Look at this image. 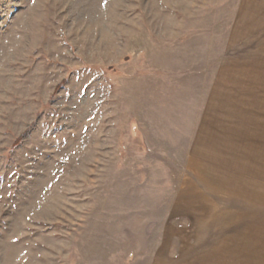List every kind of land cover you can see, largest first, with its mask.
I'll return each mask as SVG.
<instances>
[{"label":"rangeland","instance_id":"rangeland-1","mask_svg":"<svg viewBox=\"0 0 264 264\" xmlns=\"http://www.w3.org/2000/svg\"><path fill=\"white\" fill-rule=\"evenodd\" d=\"M248 2L0 0V264H264Z\"/></svg>","mask_w":264,"mask_h":264},{"label":"crops","instance_id":"crops-1","mask_svg":"<svg viewBox=\"0 0 264 264\" xmlns=\"http://www.w3.org/2000/svg\"><path fill=\"white\" fill-rule=\"evenodd\" d=\"M248 4L250 6V14H249V20H248V23H250V26L249 27L247 26V28H249L251 36H252L256 32L260 33V31L264 29V16H263L264 0H249ZM244 18L246 19V17ZM243 22H244L243 24V27H244L246 21H243ZM242 161H243L242 164H244V160ZM229 163L233 165V159H230Z\"/></svg>","mask_w":264,"mask_h":264}]
</instances>
